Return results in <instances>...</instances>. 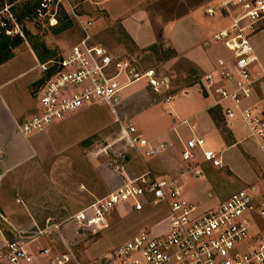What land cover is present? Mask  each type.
<instances>
[{"label": "rangeland", "instance_id": "1", "mask_svg": "<svg viewBox=\"0 0 264 264\" xmlns=\"http://www.w3.org/2000/svg\"><path fill=\"white\" fill-rule=\"evenodd\" d=\"M23 2L0 0V29L2 22L11 24L13 16L22 32L19 35L22 44L14 52L31 48L36 54L35 48L41 55L42 60L37 57L39 79L29 86L33 101L38 102V91L48 79L44 66H52L62 54L86 37H90L93 44L108 48L116 57L136 60L141 71L155 70L160 78L168 82L158 93L146 82L132 97L120 98L114 105L100 103L80 110L78 114L81 115H74L81 119L79 123H71L64 133L54 134L52 138L45 136L39 141L41 147L33 158V167L16 169L5 178L3 196L6 201H14V205H11L12 217H6L0 207V226L9 239L31 241L40 238L36 242L38 246L46 243L59 253H73L74 258L70 264H116L114 249L132 235L150 230L152 224L169 213L167 203L148 204L142 211L134 213H117L116 210L112 213L109 227L103 230L81 227L71 217L94 198L116 189L128 177H136L148 169L156 175L165 174L157 165L163 153L153 158L145 157L126 139L124 133L127 123L132 122L127 119V115H135L142 108L153 105L168 104L167 97L188 93L190 87L207 95L202 82L206 72L198 70L189 59L178 55L171 47L165 49V27L170 22L193 14L187 21L188 34L194 36L198 30L197 36L200 35L202 45L207 41L210 44L209 50L218 47L232 58L222 44L214 41V35L228 27L229 23L206 15V8L213 0H61L54 4V25L50 23V17L39 20L33 11L25 12ZM22 14L24 17L20 22L18 17ZM131 20L150 22L157 42L145 49L138 48L123 25V22ZM88 22L92 25L84 29ZM262 28V31L257 32V39L264 49V27ZM15 64L26 66L28 61L22 57ZM143 82L145 81L138 82L125 91L132 92ZM177 97L172 100L171 105L152 107L155 109L153 111L148 109L140 123L154 126L158 131L163 123L161 117L166 115L167 129L175 136V128L184 122L179 117L171 116L169 111L177 106ZM213 109L215 112L211 116L223 137L230 141L229 121L222 108ZM212 147L221 152L226 167L235 171L245 182L247 177L241 174H249V168L243 145L236 143L230 146V143H226L222 149ZM199 155L197 153L195 160ZM228 168L215 172L197 171L193 174L194 179L184 180L183 191L190 195L196 194L197 200L192 202L200 210H205L206 206L203 204L211 199L207 197L209 192H215L214 199L217 200L249 187L248 184H242L236 176H231ZM7 218L15 222L13 224L17 229L27 232L16 233ZM256 220L260 228L263 219L259 216Z\"/></svg>", "mask_w": 264, "mask_h": 264}, {"label": "built area", "instance_id": "2", "mask_svg": "<svg viewBox=\"0 0 264 264\" xmlns=\"http://www.w3.org/2000/svg\"><path fill=\"white\" fill-rule=\"evenodd\" d=\"M61 0H40L36 18H52L54 4ZM209 18L226 20L229 26L214 35L232 55L220 60L203 76L207 95L222 108L227 121L240 120L264 151V113L254 106L244 105L256 92L253 67L259 64L252 39L264 27V0H213L206 8ZM9 21V20H8ZM1 28L10 37L22 35L11 16ZM54 25V24H52ZM92 25L88 22L83 28ZM12 26V27H11ZM132 58L116 57L90 37L74 44L66 53L44 71L47 82L38 91V107L20 125L25 135L47 131L69 115L100 103L114 105L122 91L131 84L146 81L154 92H161L168 82L155 70L141 71ZM261 78H264L262 71ZM172 97L166 98L170 104ZM126 139L131 146L148 158L164 153L165 141L150 139L138 127L128 122ZM198 151L205 161L215 167L223 162L216 152L207 148L206 139L193 134L184 145V160H193ZM234 191L217 206L200 210L186 199L180 182L168 175H156L148 169L130 178L107 195L88 203L71 219L84 228L103 230L110 224L112 213L121 208L142 211L148 204L166 202L169 213L160 222V232L143 231L118 245L113 257L116 264H264L263 231L253 233V214L264 219L252 191L256 188ZM23 240L7 239L0 248V264H68L71 252L52 253L49 247L32 252Z\"/></svg>", "mask_w": 264, "mask_h": 264}, {"label": "crops", "instance_id": "3", "mask_svg": "<svg viewBox=\"0 0 264 264\" xmlns=\"http://www.w3.org/2000/svg\"><path fill=\"white\" fill-rule=\"evenodd\" d=\"M191 16H193V14L178 19L175 22H170L165 27L164 37L165 42H167V47H165V49L171 47L178 55H184L187 59H189V61L198 70L208 73L214 68V66L217 65L218 61L228 60L230 57H228V55L222 52V49L220 50L218 47H214L212 50H209L210 44L207 41L202 45L200 35L198 34L197 36V33H199L198 30H196V34L194 36L192 34H188L186 26L189 24L187 21L188 19L190 20ZM123 25L138 48L145 49L157 42V37L150 22L144 23L131 20V22H123ZM262 29L263 28H261L258 32L262 31ZM176 31H178V36L175 34ZM257 38L258 33H256L252 39L254 50L259 59V64L253 67V77L258 80L256 82V92L251 98L244 101V105L254 106L257 110L264 113V78H261L262 71H264V49L262 47V43ZM22 57L27 59L28 64L26 66H17L15 64L16 61ZM33 62L35 63V66H33ZM38 62L39 60L33 52V49L23 48L15 51L14 57L0 66V207H2V211L6 217H12L11 205H14V201H6L3 196L2 190L6 180L5 178L9 177L16 169L28 166L33 167V158L36 157V153L39 151V147H41L39 144L41 139L45 136L46 138H52L54 134L64 133L65 128H67L69 124L79 123L81 120L79 117L74 116L81 115L78 114L81 112L79 111L69 115L63 121L55 123L46 132L25 135L21 131L20 125L23 120L35 112L38 107V102L33 101V97L29 93L30 84L39 79L37 66ZM137 83L138 82H135L130 86ZM145 83L146 81L141 83V85H138L137 88L129 93L125 90L130 86L125 88L121 93V98L132 97L133 94L139 88H142ZM177 96L173 97L172 100H174ZM177 98V106L174 108L172 107L169 111L171 116L175 118L179 117L180 119H183L184 122L175 128V136H172V131L167 129L168 121L166 119V115H162L161 118L163 119V123L158 131L154 129V126H146L140 123V120L145 117L143 114H146L148 109L153 111L155 109L152 107L158 106L159 108V106L168 104L161 103L159 105H153L148 108H142L136 112L137 114L135 115H127V119H130L144 136L150 139L167 142L168 148L160 156L157 164L158 167L165 173L164 175L176 178L180 182L183 190L184 180L188 178L194 179L193 174L197 171H199V173H202L205 170L215 172L219 171L221 168H228L221 156V152L217 151L212 146H217L219 149H222L225 147L226 143H230V146L235 145L236 143L242 144V149L247 156L246 162L249 168V174L245 173V175L242 172L241 175L243 177H247V179H245L244 182L235 173V171L230 168H228V172L231 173V176H236L242 184H248L249 187L247 189L252 190L251 188L255 187L256 190L252 191V193L254 194L257 203L260 206H264V151L261 149L258 140L250 135L248 129L240 120H235L228 123V128L231 132V140L227 141V139L223 137L218 124L216 123L214 117L211 116L212 114L210 112L211 110H214L213 107L215 109L220 107L215 105L214 98L201 93L198 89L190 87L188 89V93L180 94ZM171 103L169 105H171ZM257 105L259 108H257ZM88 107L91 108V106ZM88 107H86V109H89ZM86 109L84 108V110ZM65 121L67 122L66 124L63 123ZM60 125L63 127H60ZM193 134L202 136L206 139L207 148L213 149L216 154L221 157L223 162L222 167H215L210 162L205 161L202 151L198 152L200 153V157L196 159L197 161L195 159H193L195 161L192 162L184 160L182 152L184 150L185 142ZM185 192L186 191H183V195L186 199L190 201L197 200L196 194L190 195L188 192ZM232 193L226 194L224 197L216 200L214 199L215 192H209L207 197L211 199L210 201H206L207 203L203 205L206 206L205 209L215 207L221 201L227 199ZM116 212L134 213V211H126L123 208L117 210ZM252 216L254 221L252 228L253 233L264 230V219L262 218L263 222L259 225L260 228H258L256 218L260 215L258 213H254ZM165 217L166 215L160 218V220L155 224H152V227L150 226V230L154 233H159V223ZM7 221L9 224L14 226L16 233L27 232L25 230L17 229L13 224L15 222H13L12 219L7 218ZM157 224H159V226L154 227ZM254 228L255 230H253ZM135 235L137 234L132 235L129 239L133 238ZM7 239H9L7 234L3 232L0 226V248L3 247ZM38 240H40V238L37 240L24 241L28 243L27 247L32 252L38 253L41 248L48 247V244L46 243L44 246H38L36 244ZM51 252L58 253L53 248L51 249Z\"/></svg>", "mask_w": 264, "mask_h": 264}, {"label": "trees", "instance_id": "4", "mask_svg": "<svg viewBox=\"0 0 264 264\" xmlns=\"http://www.w3.org/2000/svg\"><path fill=\"white\" fill-rule=\"evenodd\" d=\"M23 1H24L23 10L25 12L33 11L34 15L36 16V8L40 0H23ZM22 17H24L23 14L18 17V20L20 22H21ZM20 44H22V38L20 36H15V37L7 36L5 34V31L2 28L0 29V66L10 61L14 57V50ZM34 51L36 52V55L39 58V60H42L41 55L37 52L35 48H34ZM48 76L49 75H47V77ZM210 112L213 115L215 110H211Z\"/></svg>", "mask_w": 264, "mask_h": 264}]
</instances>
